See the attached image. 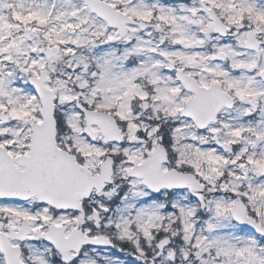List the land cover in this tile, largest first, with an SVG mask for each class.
<instances>
[{
  "label": "snow or ice",
  "instance_id": "1",
  "mask_svg": "<svg viewBox=\"0 0 264 264\" xmlns=\"http://www.w3.org/2000/svg\"><path fill=\"white\" fill-rule=\"evenodd\" d=\"M0 264H264V0H0Z\"/></svg>",
  "mask_w": 264,
  "mask_h": 264
}]
</instances>
